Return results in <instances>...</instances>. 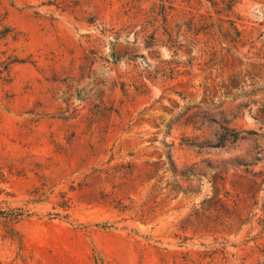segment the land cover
Returning <instances> with one entry per match:
<instances>
[{"label":"rangeland","instance_id":"1","mask_svg":"<svg viewBox=\"0 0 264 264\" xmlns=\"http://www.w3.org/2000/svg\"><path fill=\"white\" fill-rule=\"evenodd\" d=\"M0 264H264V0H0Z\"/></svg>","mask_w":264,"mask_h":264},{"label":"trees","instance_id":"2","mask_svg":"<svg viewBox=\"0 0 264 264\" xmlns=\"http://www.w3.org/2000/svg\"><path fill=\"white\" fill-rule=\"evenodd\" d=\"M239 135L236 131H233L232 135H227L225 132L220 136V141L217 142L216 146H223L226 141L237 140Z\"/></svg>","mask_w":264,"mask_h":264}]
</instances>
